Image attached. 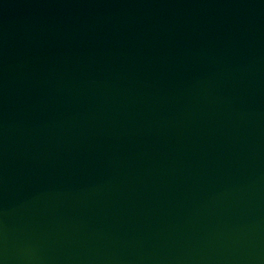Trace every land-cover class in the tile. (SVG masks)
Returning a JSON list of instances; mask_svg holds the SVG:
<instances>
[{
  "label": "water",
  "instance_id": "95a60500",
  "mask_svg": "<svg viewBox=\"0 0 264 264\" xmlns=\"http://www.w3.org/2000/svg\"><path fill=\"white\" fill-rule=\"evenodd\" d=\"M0 264H264V0H0Z\"/></svg>",
  "mask_w": 264,
  "mask_h": 264
}]
</instances>
